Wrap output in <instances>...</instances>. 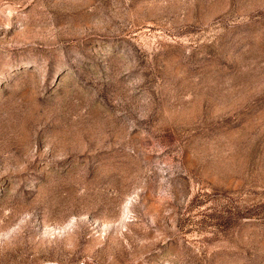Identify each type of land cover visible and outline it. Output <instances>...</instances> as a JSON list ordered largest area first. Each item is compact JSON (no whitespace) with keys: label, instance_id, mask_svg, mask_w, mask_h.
<instances>
[{"label":"rangeland","instance_id":"rangeland-1","mask_svg":"<svg viewBox=\"0 0 264 264\" xmlns=\"http://www.w3.org/2000/svg\"><path fill=\"white\" fill-rule=\"evenodd\" d=\"M0 264H264V0H0Z\"/></svg>","mask_w":264,"mask_h":264}]
</instances>
